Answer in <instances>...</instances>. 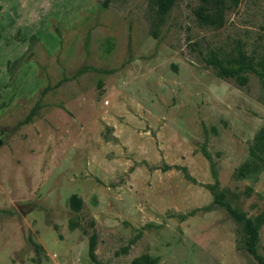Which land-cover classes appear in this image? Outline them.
Returning <instances> with one entry per match:
<instances>
[{
	"label": "rangeland",
	"instance_id": "374dc122",
	"mask_svg": "<svg viewBox=\"0 0 264 264\" xmlns=\"http://www.w3.org/2000/svg\"><path fill=\"white\" fill-rule=\"evenodd\" d=\"M199 4L0 0V264H257L216 196L264 258V76L205 60L262 70L264 0Z\"/></svg>",
	"mask_w": 264,
	"mask_h": 264
},
{
	"label": "trees",
	"instance_id": "16d2710c",
	"mask_svg": "<svg viewBox=\"0 0 264 264\" xmlns=\"http://www.w3.org/2000/svg\"><path fill=\"white\" fill-rule=\"evenodd\" d=\"M173 1L174 0H153L154 4L157 5L160 14L166 13L173 4ZM224 7L225 0H200V4L194 10L195 17L201 24L219 26L223 21ZM205 60L216 70L218 76L233 78L240 86L247 84L248 77L245 75V72L248 70L257 72L262 77L264 76V63L262 64V70L259 71L253 63V60L242 49H238L237 53L233 54L227 60L230 65H226L216 53H211L205 58ZM215 201L218 204L224 205L228 213H230L235 220L244 223V226L248 231L246 250L254 258L257 264H264V258L258 253L256 248L258 237L256 225L249 218H246L245 215L238 213L228 203L223 202L221 196H216ZM81 205V198L76 194H72L69 197V206L72 210L78 211L81 208ZM69 227L70 229H74L76 225L73 221H70ZM34 245L38 246V244ZM94 250L95 243L94 239L91 238L89 241L88 255L90 259L97 264ZM131 264H157V258L144 254L133 258Z\"/></svg>",
	"mask_w": 264,
	"mask_h": 264
},
{
	"label": "water",
	"instance_id": "95a60500",
	"mask_svg": "<svg viewBox=\"0 0 264 264\" xmlns=\"http://www.w3.org/2000/svg\"><path fill=\"white\" fill-rule=\"evenodd\" d=\"M2 144V140L0 139V145Z\"/></svg>",
	"mask_w": 264,
	"mask_h": 264
}]
</instances>
